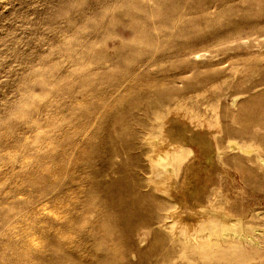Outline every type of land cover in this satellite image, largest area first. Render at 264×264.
Masks as SVG:
<instances>
[{"label":"rangeland","instance_id":"rangeland-1","mask_svg":"<svg viewBox=\"0 0 264 264\" xmlns=\"http://www.w3.org/2000/svg\"><path fill=\"white\" fill-rule=\"evenodd\" d=\"M0 264H264V0H0Z\"/></svg>","mask_w":264,"mask_h":264},{"label":"bare ground","instance_id":"bare-ground-1","mask_svg":"<svg viewBox=\"0 0 264 264\" xmlns=\"http://www.w3.org/2000/svg\"><path fill=\"white\" fill-rule=\"evenodd\" d=\"M175 136H178V135H175ZM175 137H173V139H174ZM177 138V137H176ZM180 138V137H179ZM195 138H199V136L198 137H195ZM170 139V138H168V140H167V143L165 144L163 141H159V142H156V146L158 147V145L160 146V150H157V158H156V161H155V164H156V168H155V172L156 173H160L161 175H163L164 177H165V180L166 181H168L169 179H171L172 177H176V174H177V168H178V162H179V158H180V156L182 155V153H183V151L182 150H176L175 148H174V146L175 145H177V142H178V140L177 139ZM196 140V139H195ZM163 142V143H162ZM203 142H204V140H203ZM202 142V143H203ZM163 144V145H162ZM204 145V144H203ZM207 153V152H206ZM208 154V153H207ZM205 158V157H204ZM206 158H207V155H206ZM209 158V157H208ZM208 160V159H207ZM165 181V182H166ZM170 182V181H169ZM158 183V182H157ZM169 184V183H168ZM119 185V184H118ZM126 186V185H125ZM124 186V187H125ZM118 187V186H117ZM112 188H114V186L112 187ZM111 188V189H112ZM171 190V189H170ZM113 191V190H112ZM117 191H119L118 189H117ZM122 191V190H121ZM120 191V192H121ZM162 191H163V189H162ZM119 192V193H120ZM116 193H118V192H116ZM115 193V194H116ZM118 193V194H119ZM121 194V193H120ZM123 194V193H122ZM118 197V196H117ZM116 197V198H117ZM129 198V197H128ZM115 199V198H114ZM123 199V198H122ZM125 200V199H124ZM132 200V199H131ZM123 202V201H122ZM121 202V203H122ZM137 202V201H136ZM130 203V202H129ZM124 205V204H123ZM122 205V206H123ZM126 205H127V203H126ZM129 205V204H128ZM117 206V205H116ZM135 206H137L136 205V203L134 202V207ZM125 206H123V209H125L124 208ZM131 207H133V206H130L129 208L131 209ZM133 207V208H134ZM141 208V207H140ZM139 208V209H140ZM134 210V209H133ZM133 210L131 211L132 213H133ZM126 212L128 211V210H125ZM135 211V210H134ZM136 211H137V209H136ZM140 211V210H139ZM124 212V211H123ZM129 213V212H128ZM138 213V212H137ZM134 214H136V212L134 213ZM137 215V214H136ZM133 216V215H132ZM137 216H139V215H137ZM128 217V216H127ZM133 217H135V216H133ZM130 219V218H129ZM136 219H137V217H136ZM136 219L134 220V221H136ZM124 220H126V219H124ZM130 220H132V219H130ZM126 221H128V220H126ZM140 221V220H139ZM211 221H213V220H211ZM132 222V221H131ZM138 222V221H137ZM215 222V221H214ZM125 223H127V222H125ZM129 223V222H128ZM132 223H134V222H132ZM141 223V222H140ZM130 224V223H129ZM128 224V225H129ZM213 226L211 227V229H209L208 227H207V224H204V222H197V224H196V228H195V230H196V232H197V234H190V230H188L189 228L188 227H186L185 226V228H184V230H183V232L181 233L186 239H192V240H200V239H202V238H204V239H208L207 237H212V236H214V235H216V234H218V233H220L223 229H224V227L226 226V225H229L228 223H226V224H222V223H218V222H215L214 224H212ZM123 226V225H122ZM131 226V225H130ZM133 226V225H132ZM135 226V225H134ZM131 228V227H130ZM128 231V230H127ZM132 231V230H131ZM205 231H208L207 233H205ZM207 236V237H206ZM247 240V239H246ZM251 241V240H250ZM245 244H247V243H245ZM230 245V247L232 248V250L233 249H235V244L234 243H230L229 244ZM251 246V245H250ZM220 248H223L221 245L219 246ZM228 249V248H227ZM230 249V248H229ZM248 252V251H247ZM251 254V253H250ZM249 255V254H248ZM227 258H229V257H232L233 259L234 258H246V255H245V253H240V254H231V255H225ZM234 261H236V263L238 262V260H234Z\"/></svg>","mask_w":264,"mask_h":264}]
</instances>
